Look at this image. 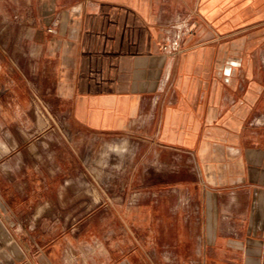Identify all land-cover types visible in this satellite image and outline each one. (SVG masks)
<instances>
[{"label": "crops", "instance_id": "obj_1", "mask_svg": "<svg viewBox=\"0 0 264 264\" xmlns=\"http://www.w3.org/2000/svg\"><path fill=\"white\" fill-rule=\"evenodd\" d=\"M6 4L0 264H264V0ZM235 39L244 70L221 77ZM28 131L113 136L138 158L97 236L58 218L75 209L74 155L61 166Z\"/></svg>", "mask_w": 264, "mask_h": 264}, {"label": "rangeland", "instance_id": "obj_2", "mask_svg": "<svg viewBox=\"0 0 264 264\" xmlns=\"http://www.w3.org/2000/svg\"><path fill=\"white\" fill-rule=\"evenodd\" d=\"M6 9L8 5L6 0H0V28L6 27V19L2 18V15H6ZM3 13V14H2ZM241 43L240 39H235L230 43L231 47L229 51L223 52L220 56V61L217 72L219 76H227V67L232 66L239 75L242 72V68H238L234 63L233 59L237 57L236 51L232 47L233 45H238ZM240 54V53H239ZM47 126L54 125L49 115L42 116ZM57 122V120H56ZM59 122V121H58ZM51 130V129H50ZM49 130V134L50 131ZM30 139L40 140V141H51L48 142V147L43 148L44 157L51 152L56 153L60 158L59 163L61 166L66 167L65 161L67 158L71 159L74 155L75 160V209L72 212H60L59 219H65L67 215L71 222L75 223L76 233L78 232L81 223L85 226V229L91 232L92 236H97L98 234V210L99 207L105 203L109 204L111 201L122 200L126 202L129 198L126 194L127 192H122L123 189H127L130 184L129 176L127 173H122L120 168L123 167L124 171H129L132 167H136V162L138 158L134 160V164H131L130 151L131 149L119 145V143L114 142L115 137H104L102 135H86L85 140H82L81 135L75 137V140L71 144H63L64 142H59L58 136L61 133H54L52 137H42L44 135H36L34 132H27ZM45 134V133H44ZM65 136L67 133L63 132ZM46 136V135H45ZM69 139H71L69 137ZM131 168V169H132ZM125 171V172H126ZM82 173L85 174V178H82ZM63 184L64 180L57 181ZM137 184H132L135 187ZM85 188V189H84ZM88 191L90 197L86 194L82 196V191ZM80 193V196L77 194Z\"/></svg>", "mask_w": 264, "mask_h": 264}]
</instances>
